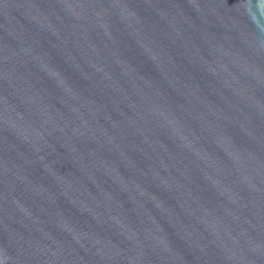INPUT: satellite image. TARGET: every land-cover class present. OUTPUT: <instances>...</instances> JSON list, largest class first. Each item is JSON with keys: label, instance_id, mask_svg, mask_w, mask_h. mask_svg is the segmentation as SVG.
I'll return each instance as SVG.
<instances>
[{"label": "water", "instance_id": "water-1", "mask_svg": "<svg viewBox=\"0 0 264 264\" xmlns=\"http://www.w3.org/2000/svg\"><path fill=\"white\" fill-rule=\"evenodd\" d=\"M0 264H264V0H0Z\"/></svg>", "mask_w": 264, "mask_h": 264}]
</instances>
